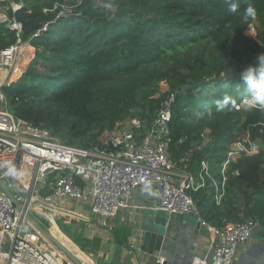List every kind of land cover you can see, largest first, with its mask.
I'll return each mask as SVG.
<instances>
[{
  "label": "trees",
  "instance_id": "16d2710c",
  "mask_svg": "<svg viewBox=\"0 0 264 264\" xmlns=\"http://www.w3.org/2000/svg\"><path fill=\"white\" fill-rule=\"evenodd\" d=\"M59 1L23 0L15 12L22 40L34 35L35 52L27 69L1 87L10 109L66 143L89 147L135 114L150 123L161 101L177 91L170 144L177 165L190 152L191 171L197 174L206 160L220 180L227 152L242 134L249 130L263 143L260 152L228 166L220 203L210 180L193 192L201 215L219 227L246 219L264 225V109H236L249 95L240 71L264 52V0H239L236 13L224 0H81L71 13L44 12ZM249 4L257 15L242 23ZM0 6L12 15L10 1ZM44 23L47 31L35 35ZM252 25L255 34L248 35ZM16 42V32L0 22V50ZM163 81L170 90L160 100L154 95ZM225 96L230 103L217 111Z\"/></svg>",
  "mask_w": 264,
  "mask_h": 264
},
{
  "label": "built area",
  "instance_id": "2783aa9c",
  "mask_svg": "<svg viewBox=\"0 0 264 264\" xmlns=\"http://www.w3.org/2000/svg\"><path fill=\"white\" fill-rule=\"evenodd\" d=\"M77 2L81 3V0ZM23 4L22 1L11 3L12 15L0 11V22L17 34L15 44L0 50V67L13 72L17 67L25 69L29 55L35 52L30 42L34 35L23 41V24L15 16ZM73 9L72 5L56 2L52 7H45L44 12L66 14ZM47 29L48 23H44L35 35H41ZM246 33L254 35L255 27L250 26ZM6 82L10 83L11 77ZM176 96L177 91H170L152 121L145 123L141 130L135 129L137 120L130 117L124 122H128L129 127L108 131L98 143L82 147L66 143L54 136L49 128L17 116L0 86V178L27 213L35 211L49 222L61 211V206L56 203L58 199L83 203L104 225L106 218L129 208L164 210L169 213V220L175 215L193 214L213 235V264H235L238 249L250 243L260 221L246 219L222 227L211 225L201 215L192 194L206 187L210 180L220 203L226 193L228 166L242 155L260 152L263 143L249 130L242 134L227 152L220 180L213 175L206 160L202 161L197 174L191 171L190 152L177 165L170 157ZM249 103L250 97L246 95L236 104V109L248 108ZM6 163L16 167L20 173L18 178L5 175ZM144 180L152 182L159 196L154 203L134 205L133 194ZM48 243L49 240L0 188V264H56ZM154 264L174 263L159 254Z\"/></svg>",
  "mask_w": 264,
  "mask_h": 264
},
{
  "label": "crops",
  "instance_id": "0c3cea01",
  "mask_svg": "<svg viewBox=\"0 0 264 264\" xmlns=\"http://www.w3.org/2000/svg\"><path fill=\"white\" fill-rule=\"evenodd\" d=\"M1 68L0 71L3 70ZM10 71L6 68L5 74L1 72L5 76ZM155 201L156 197L144 196L140 189L132 197V203L138 206ZM56 203L61 206V211L52 222L44 220L35 211L33 214L40 220L31 216L39 223L48 224L47 230L84 264H154L159 254L174 264H213V235L208 228L200 225L193 214L172 216L166 233L171 241L157 247L155 242L145 239V209L121 210L117 216L106 218L104 225L98 216L88 212L83 203L60 199ZM157 224L154 221L153 225ZM47 246L56 264L75 263L53 242L49 241ZM259 257L264 261L263 224L255 231L250 243L238 249L235 264H249L251 261L253 264Z\"/></svg>",
  "mask_w": 264,
  "mask_h": 264
},
{
  "label": "clouds",
  "instance_id": "9594fccd",
  "mask_svg": "<svg viewBox=\"0 0 264 264\" xmlns=\"http://www.w3.org/2000/svg\"><path fill=\"white\" fill-rule=\"evenodd\" d=\"M224 4L227 5L228 10L232 13H236L239 9V0H224ZM105 6L111 9L112 4H106ZM256 15V8L249 4L243 9L241 21L242 23H247L250 20L255 19ZM240 80L249 93L250 103L248 106L250 108L256 107L264 109V52L257 55L255 63L248 65L240 71ZM229 103L230 97L225 96L222 101L217 102V111H223ZM208 116L209 118H212V113L209 112ZM5 167L7 169L5 172L6 176L14 179L20 176V173H18L14 165L6 163ZM140 193L147 197L159 196V192L154 190L152 182L147 180L142 181Z\"/></svg>",
  "mask_w": 264,
  "mask_h": 264
},
{
  "label": "water",
  "instance_id": "95a60500",
  "mask_svg": "<svg viewBox=\"0 0 264 264\" xmlns=\"http://www.w3.org/2000/svg\"><path fill=\"white\" fill-rule=\"evenodd\" d=\"M0 188L5 192V194L10 198V200L18 206L20 210L26 215V218L30 221V223L37 228L41 234L49 241L56 244L61 250H63L67 256L75 262V264H84L80 260H78L73 253H71L68 249H66L47 229L42 227L37 220H35L30 213H27L24 206L18 201V199L14 196L8 186L2 181L0 178ZM169 213L164 210H155V209H145L144 212V225L146 229L145 239L153 241L157 244V247H160L162 243H168L171 241V238L166 237L167 227L169 220ZM154 221L158 224L153 225ZM263 258L259 257L257 261L253 264L262 263ZM264 262V261H263ZM252 264V261L249 263Z\"/></svg>",
  "mask_w": 264,
  "mask_h": 264
},
{
  "label": "rangeland",
  "instance_id": "374dc122",
  "mask_svg": "<svg viewBox=\"0 0 264 264\" xmlns=\"http://www.w3.org/2000/svg\"><path fill=\"white\" fill-rule=\"evenodd\" d=\"M8 1H10V4L11 3H13V2H17V0H8ZM20 1H22L23 2V0H19V2ZM60 3H67V4H69V5H72V8H75L77 5H79L80 3H78L77 2V0H63V1H59ZM99 2H101L102 4H105L106 2H110V0H99ZM2 9L0 10L1 12H6V13H9L8 12V9L7 8H3V7H1ZM72 12V10L70 11V13ZM49 13V12H48ZM26 62V61H25ZM24 62V63H25ZM23 63V64H24ZM29 64H30V62H27L26 64H25V69H23L22 71L24 72L26 69H27V67L29 66ZM24 66V65H23ZM1 68V67H0ZM1 69H3V70H1L3 73H4V70L6 69V68H1ZM0 71V86L2 87V85L3 84H7V82H6V79L9 81V79H10V77H11V74L12 73H14L13 72V70H11L9 73H8V75H5L4 76V74H2V72ZM12 82V81H11ZM10 82V83H11ZM169 90H170V87H169V84L167 83V82H165V81H163V82H161L160 84H159V86H158V89H157V93L154 95V98H157V99H162L163 98V96L165 95H167V92H169ZM10 100V99H9ZM133 117H135L136 118V120H137V124H136V126H135V129L136 130H141L143 127V125L145 124V123H147V120L146 119H143V118H140L139 116H137L136 114H135V116H133ZM129 121V120H128ZM129 123L127 122L126 124L124 123V125H123V123H122V125H120L119 127H129ZM111 130H113V129H106V130H104L101 134H100V136H99V138L104 134V133H106V132H108V131H111ZM98 130L96 129L95 130V132H97ZM210 132H211V130L209 129V128H206L205 130H204V133H203V136H204V139H205V142L208 140V135L210 134ZM31 215H34L33 214V212H31ZM34 217L35 218H37L38 219V217H36L35 215H34ZM38 220H40V219H38ZM42 227H44L45 229H48L49 230V226H47V225H45V222H41L40 221V223H39ZM255 234V233H254ZM58 247V246H57ZM59 248V247H58Z\"/></svg>",
  "mask_w": 264,
  "mask_h": 264
},
{
  "label": "bare ground",
  "instance_id": "6f19581e",
  "mask_svg": "<svg viewBox=\"0 0 264 264\" xmlns=\"http://www.w3.org/2000/svg\"><path fill=\"white\" fill-rule=\"evenodd\" d=\"M15 72H17L18 75H21V74H22V69L19 68V67H17V68L15 69L14 73H15ZM14 73H12V75H13ZM12 75H11V76H12Z\"/></svg>",
  "mask_w": 264,
  "mask_h": 264
}]
</instances>
